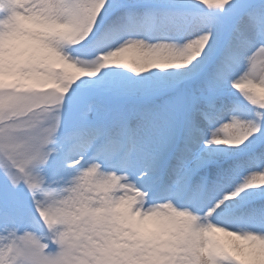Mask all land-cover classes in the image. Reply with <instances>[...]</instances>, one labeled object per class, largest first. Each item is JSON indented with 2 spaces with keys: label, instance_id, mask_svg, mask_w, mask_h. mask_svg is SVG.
<instances>
[{
  "label": "snow or ice",
  "instance_id": "1",
  "mask_svg": "<svg viewBox=\"0 0 264 264\" xmlns=\"http://www.w3.org/2000/svg\"><path fill=\"white\" fill-rule=\"evenodd\" d=\"M0 264H264V0H0Z\"/></svg>",
  "mask_w": 264,
  "mask_h": 264
}]
</instances>
